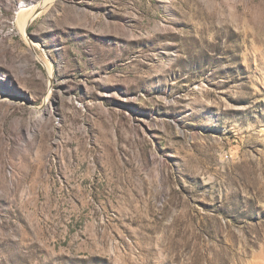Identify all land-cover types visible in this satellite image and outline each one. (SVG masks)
<instances>
[{
  "label": "rangeland",
  "instance_id": "1",
  "mask_svg": "<svg viewBox=\"0 0 264 264\" xmlns=\"http://www.w3.org/2000/svg\"><path fill=\"white\" fill-rule=\"evenodd\" d=\"M38 1L0 0V264H264V0H51L21 31Z\"/></svg>",
  "mask_w": 264,
  "mask_h": 264
},
{
  "label": "bare ground",
  "instance_id": "2",
  "mask_svg": "<svg viewBox=\"0 0 264 264\" xmlns=\"http://www.w3.org/2000/svg\"><path fill=\"white\" fill-rule=\"evenodd\" d=\"M51 2H52L51 0H40L37 2V4L31 5L30 7H28V9L26 8V11H24V14L20 15V18L18 19L20 21V30L25 31L26 26L31 22L30 20L33 19L35 16H37L41 12L42 8H44L47 5H50ZM29 42H30V44H33V46L37 45L33 41H30V39H29ZM48 73L51 74V67L50 66H48ZM1 95H4V94L1 93V91H0V96Z\"/></svg>",
  "mask_w": 264,
  "mask_h": 264
}]
</instances>
